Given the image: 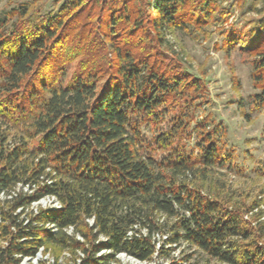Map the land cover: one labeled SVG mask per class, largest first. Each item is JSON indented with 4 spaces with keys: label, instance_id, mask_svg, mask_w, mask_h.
Returning <instances> with one entry per match:
<instances>
[{
    "label": "trees",
    "instance_id": "trees-1",
    "mask_svg": "<svg viewBox=\"0 0 264 264\" xmlns=\"http://www.w3.org/2000/svg\"><path fill=\"white\" fill-rule=\"evenodd\" d=\"M41 1L23 0L0 14L5 120L0 124V264H20L40 247L55 254L51 263L38 264H60L64 250L70 252L66 264H110L119 252L147 262L155 255L169 257L182 243L223 264H264V242L257 241L264 237V223L253 233L243 205L230 207L223 193H204L196 185L198 171L204 175L215 165L230 164L232 153L221 150L219 126L204 130L198 124L196 154L167 149L185 125L171 112L172 102L178 96L193 99L188 92L203 84L184 69L151 62V51L136 57L126 45L144 23L159 31L185 26L189 19L223 18L221 0H140L141 8L132 11L131 0H61L49 9ZM262 1L253 7L259 15L243 38L234 31L226 38L234 43L238 37L241 47L257 51L258 81L264 69ZM143 8L147 15L138 19ZM13 15L17 21L4 31ZM130 22L129 40L119 45L120 25ZM102 23L104 32L96 37ZM85 29H93L88 35L111 49L105 69L114 71L100 83L102 74L85 62L64 84L59 78L64 65L93 42L86 41ZM254 96V105L264 111V90ZM26 121L25 133L11 143L8 125ZM35 137L36 142L27 140ZM156 149L165 151L156 154ZM45 195H54L60 206L30 208ZM69 225L73 234L64 231ZM77 249L83 252L79 260ZM186 259L171 258L168 264Z\"/></svg>",
    "mask_w": 264,
    "mask_h": 264
},
{
    "label": "rangeland",
    "instance_id": "rangeland-1",
    "mask_svg": "<svg viewBox=\"0 0 264 264\" xmlns=\"http://www.w3.org/2000/svg\"><path fill=\"white\" fill-rule=\"evenodd\" d=\"M56 1L61 2V0H42V8H52ZM94 1H98V4L100 2V0ZM135 1L131 0L129 3L131 11L142 6V1ZM22 2L23 0H0V14H6L8 10ZM262 2V0H221L218 8L227 12L226 15L222 14L223 18L215 19L212 16L207 21L199 22L189 19L188 24L182 27L170 26L158 31L146 27L144 23L142 29L138 28L131 39V44H126L131 45V51L136 57L145 56L147 51H151L149 57L151 62L155 60L163 67L175 66L184 69L188 75L199 78L203 89L196 88L194 91L191 89L188 93L193 99L187 100L185 96H178L175 103L172 102L171 112L180 116L185 125L167 149L183 148L186 152L196 154L198 124H204L202 126L204 130H210L213 125L219 126L222 133L221 150L227 149L232 153L230 164L215 165L211 169H206L204 175L198 171V176L204 180L197 178L196 185H201L204 193H223L228 198L230 207L235 202L243 205V219L253 227V233H256L259 224L264 223V111L254 105L257 99L254 95L264 90V69H261V80H255L254 71L258 72L255 69L257 51L241 47L243 45L237 42L238 37L235 38L234 43H230L226 38L230 31L238 33L243 38V34L250 26V20L259 15L254 8L261 7ZM192 3H187V10L192 11ZM140 11L141 14L137 18L145 19L147 11L144 8ZM8 17L4 31L12 27V22L18 19L16 15ZM92 24L95 25L94 22ZM130 24L131 22L120 25L122 34L118 33L121 35L117 41L119 45L129 40V34L127 35L125 30ZM103 25L104 23L98 28L96 37L104 32ZM85 32L86 41H90V35L95 31L91 29L87 32L85 29ZM94 36L91 37L93 42L81 47L74 61L64 65L62 69L64 74L59 76L62 83L65 84L78 74L82 69L81 65L85 62L89 65L88 68L93 67L98 74H102L99 76L100 83L107 79L109 70L111 73L114 71L112 67L105 69L107 60L113 52L107 45L105 48L98 43ZM4 121L0 115V124ZM27 124L28 121L8 125L11 143L18 140L20 134L28 127ZM149 129L150 126L144 129L148 137L152 132ZM36 139L35 137L27 140L31 143L36 142ZM163 151L165 150L156 149V154H161ZM154 237L157 242L161 241L159 235L155 234ZM257 241L262 244L264 237L260 236ZM52 251L49 249L45 254L41 252V257L37 261L27 259L22 263V259L20 264H38L39 260H45L46 257L51 263L55 254ZM168 252L169 257L155 255L147 262L135 261L121 254L118 255V260L121 264H168L171 258H187L184 264H223L199 251H194L185 243ZM68 257L61 253L60 264H66Z\"/></svg>",
    "mask_w": 264,
    "mask_h": 264
},
{
    "label": "built area",
    "instance_id": "built-area-1",
    "mask_svg": "<svg viewBox=\"0 0 264 264\" xmlns=\"http://www.w3.org/2000/svg\"><path fill=\"white\" fill-rule=\"evenodd\" d=\"M41 206V207H47V206H50V207H59L60 206V202L57 200V198L54 196V195H45L44 197H41L40 199L36 200V201H33L30 205V208H32L34 211H37V208ZM50 226H53V225H50ZM53 229L55 230L56 227H53ZM64 231L67 233V234H73V226L69 225L67 227L64 228ZM131 232L129 231L128 234H130ZM76 238L83 241V238L77 234L76 235ZM100 238L103 239V236H100ZM106 249H102L99 253H103L105 252ZM41 252H42V247L39 248V250L37 251L36 255L32 258L30 257H24L23 258V261L22 263L27 260V259H32L34 261H37V259L39 257H41ZM121 254V255H125L127 258H130V259H133L135 261H139L138 259L134 258L133 256L131 255H128L126 254L125 252H119L116 254V258L118 259V255ZM62 255H65V256H70V252L68 250H64L62 252ZM76 255H77V259L79 260L80 257L83 256V252L79 249L76 250ZM48 257L44 258V259H47ZM119 260L118 261H112L111 264H118Z\"/></svg>",
    "mask_w": 264,
    "mask_h": 264
}]
</instances>
